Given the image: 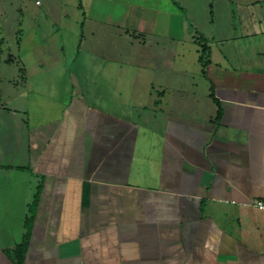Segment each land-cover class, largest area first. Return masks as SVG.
Here are the masks:
<instances>
[{
    "label": "crops",
    "instance_id": "crops-1",
    "mask_svg": "<svg viewBox=\"0 0 264 264\" xmlns=\"http://www.w3.org/2000/svg\"><path fill=\"white\" fill-rule=\"evenodd\" d=\"M84 1L91 11L96 0ZM155 10L153 26L176 15ZM116 15L90 17L120 27ZM153 30L178 41L156 50L178 70L177 92L67 98L27 89L29 77L17 89L2 72L12 89L0 104V264H16L37 194L22 264H264L253 206L264 200V90L207 75L197 42ZM192 72L205 93L190 90Z\"/></svg>",
    "mask_w": 264,
    "mask_h": 264
},
{
    "label": "rangeland",
    "instance_id": "rangeland-1",
    "mask_svg": "<svg viewBox=\"0 0 264 264\" xmlns=\"http://www.w3.org/2000/svg\"><path fill=\"white\" fill-rule=\"evenodd\" d=\"M155 9L176 15L165 20L163 14L154 27ZM98 13L105 19L117 14L121 26L90 17ZM126 14H131L129 20ZM137 14L146 17L143 30L136 28ZM152 29H165L174 38L181 32L182 41L211 48V57L207 52L201 64L212 63L207 75L224 84L264 90V0H96L91 11L84 0H0V104L12 89L5 71L17 89L29 77L27 89L67 98L82 90L102 99L118 94L128 99L166 85L177 92L178 70L162 68L167 59L156 50L178 41ZM38 75L45 77L44 85L34 84ZM73 75L79 82L73 83ZM189 77H195L190 90H208L202 75L192 72ZM52 78L55 84L48 83Z\"/></svg>",
    "mask_w": 264,
    "mask_h": 264
},
{
    "label": "trees",
    "instance_id": "trees-1",
    "mask_svg": "<svg viewBox=\"0 0 264 264\" xmlns=\"http://www.w3.org/2000/svg\"><path fill=\"white\" fill-rule=\"evenodd\" d=\"M200 44L204 46V48L202 47V49H201V56H200V60L203 61L204 56L209 53V48H207V46L205 47L206 44H202V43H200ZM37 202H38V194L35 197L33 205L31 206L30 216L26 220L27 234L25 235L24 242L22 244H20L16 249V253H17L16 264H22L23 263V255H24L25 249H26L27 244H28V238H29L30 233H31V228H32V223H33L34 216H35V209H36Z\"/></svg>",
    "mask_w": 264,
    "mask_h": 264
},
{
    "label": "built area",
    "instance_id": "built-area-1",
    "mask_svg": "<svg viewBox=\"0 0 264 264\" xmlns=\"http://www.w3.org/2000/svg\"><path fill=\"white\" fill-rule=\"evenodd\" d=\"M253 206L257 209L264 211V200H256L253 202Z\"/></svg>",
    "mask_w": 264,
    "mask_h": 264
}]
</instances>
